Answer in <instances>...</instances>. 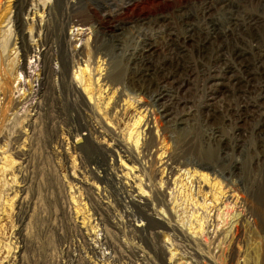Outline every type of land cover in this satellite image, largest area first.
<instances>
[{
    "label": "rangeland",
    "instance_id": "obj_1",
    "mask_svg": "<svg viewBox=\"0 0 264 264\" xmlns=\"http://www.w3.org/2000/svg\"><path fill=\"white\" fill-rule=\"evenodd\" d=\"M121 1L18 0V4L25 8L36 3L40 8L45 3L51 5L50 22L55 28L54 37L57 42L61 41L63 50L67 52V67L62 70L58 46L54 45L50 61L52 73L47 80L44 96L40 93L43 47L37 45V36H33L34 30L30 29V23L37 24L40 19L32 20L26 11L21 14L28 20L24 26L25 40L34 46L33 51L24 57L18 47L17 35L13 37L15 26L12 22L0 24V77L2 76L1 82H4L3 88H8L6 92H0V108L7 99H13L17 105L13 110H7L5 113L8 117L4 116L0 122V243H7L11 238L10 234L17 229L15 218L18 215L22 218V237L18 240L19 247L13 249H21L16 264H108L111 261L110 249L101 241L105 226L120 247L117 264H159L147 245H154L159 256L158 247L162 245L166 264H227L231 254L234 256L232 264H264V231L250 219H246L241 226V237L236 240L237 218L240 216L238 205L231 201L230 204L220 203L213 207V202L209 199L213 190L210 191L202 183L200 192L195 184L201 179L197 175L188 178L189 173L185 167L178 171L177 185L170 183L167 186L163 182L161 185L160 179L166 174L161 170L163 161H154L153 173L150 161L140 152L144 137H140L137 147L132 145L137 169L134 168V173H129L123 180L128 184L134 183L137 187L140 183L145 186H141V190L150 199L152 220L136 211L122 183L111 182V177L117 179L121 174L116 173L114 168L121 164L130 168L132 160L130 162L125 157L120 158L112 150V142L108 136L106 139L98 137L100 141L97 147L95 143L82 138L77 148H72L76 137L70 133L69 122L73 117L78 118L75 115L79 106L87 109L85 105H90L93 108L92 112L86 110L85 114L91 115L100 129L104 130V127L101 128L104 124L115 131L117 136L124 137V140L130 133L131 119L136 115L133 106L128 107L123 114L106 106V97H102L100 106L99 103L96 104V97H92L97 94L98 84L102 83L95 81L99 72L103 76L115 73L121 77L118 83L107 85L102 96L117 89L124 93L118 97L120 103L128 95L140 110L146 108L151 115L149 118L156 119L155 124L150 125L157 147L166 150L172 147L169 133L173 130H167L163 139L162 121L159 116H155L153 107H145L146 95L125 90L123 86L126 84L125 78L137 66L135 51L140 48L143 33H156L153 22L146 24L139 19L143 16L151 19L155 15H166L171 25L173 22L178 28L179 22L173 11L181 7L193 10L195 0H149L148 3L134 7L131 13L109 15L110 9L121 7ZM15 2L16 0H0V18L13 14ZM108 4L111 7L108 8ZM153 20L154 18L151 19ZM4 30L6 32L3 33ZM84 67L86 72L81 75L80 69ZM198 94L196 98H199L200 93ZM106 107L109 108L108 112L110 110L111 120L105 115ZM33 113L37 114L33 126L25 127L27 118ZM250 121L251 117L244 120L243 127L250 125ZM86 132L82 130L80 133ZM222 136L228 137L230 145L225 149L228 155L225 174L229 176V182H235L242 172L244 187L248 190L251 186L249 176L254 181L253 191L258 190L256 194L264 196V147L254 139L247 144L241 143L240 147L231 146L230 136L233 135L228 127L224 129ZM17 138L20 140L16 142ZM127 140L126 145L130 146L131 139ZM18 142H21L20 145ZM14 145L22 147L19 153H14ZM258 160L260 170H257ZM239 165H242L240 169L237 167ZM91 171L95 176H91ZM208 172L216 181L222 180L212 170ZM11 175L13 184L8 180ZM99 175L103 179H99ZM133 175L140 182H135ZM79 179L89 185H84ZM147 184H154L163 192L164 203L160 204L152 199ZM14 189L21 191L13 192ZM192 195L194 200H189L188 197L191 199ZM204 199L206 206L203 208L201 203ZM17 209L20 210L18 213ZM165 221L176 226L175 230L164 226ZM128 222L134 229L138 225L139 231L132 230ZM159 222L162 225H158ZM175 242L183 247L176 250ZM88 246L97 248L96 256L91 255ZM127 248H133L136 255ZM2 253L6 254L4 247L0 256Z\"/></svg>",
    "mask_w": 264,
    "mask_h": 264
},
{
    "label": "bare ground",
    "instance_id": "obj_2",
    "mask_svg": "<svg viewBox=\"0 0 264 264\" xmlns=\"http://www.w3.org/2000/svg\"><path fill=\"white\" fill-rule=\"evenodd\" d=\"M122 1L123 3L119 9H110L108 14L131 13L134 7L148 3L149 0ZM193 5V10L189 8L187 10L183 7L174 9V15L179 22L178 28L175 26L176 24L173 25V22L171 25L166 15H155V17H152L154 18L153 21L148 16H143L141 20L139 19L143 23H154L153 27L156 33H143L140 48L135 51L136 59H134L137 60V66L133 65L134 70L126 78L124 77L126 84L123 87L125 90H130L139 95L141 93L146 95L145 107L148 105L153 107L155 116H159L162 121L163 139L167 130L172 128L173 131L169 133V139L172 141L171 149L166 150L157 147V140L152 133V126L150 125L152 123L154 125L156 119L152 120V117L149 118L151 115L148 114L146 108L140 110V107L135 106V102L131 101L128 95L120 103L118 97L124 93L118 92L117 89L110 90L111 94L107 93L106 96H102V92H105L107 85L118 83L121 81V77L115 73V75L106 73L103 76L100 72L97 74L99 70L96 72L97 78L95 81H98L96 83L102 81V83L98 84V95L92 96L93 98L96 97V104L100 102L102 97H106V106L109 105L110 109H117L116 111L119 110L123 114L128 107L133 106L135 108L136 115L133 118L131 117V130L128 129L130 133H126L128 135L127 138L131 139V144L127 146L126 142L129 141L127 138L126 141L124 137L117 136L115 131L104 126V124L102 125V122H100L101 128L104 127V130L96 126L91 115L85 114L86 110L92 112L93 108L90 105H85L87 109L79 106L75 115L78 118L73 117L69 122L70 133L76 137L72 143V148H77V144L82 138L95 143L97 147L100 141L98 137L106 139L108 136L112 142V150L120 158L125 157L130 162L132 160L130 168L122 164L114 168L116 173L119 172L121 174L117 179L111 177V182L122 183V187L126 189L127 196L136 211L145 215L148 220H152L150 218V199L141 190L145 186L140 183L137 187L134 183L128 184V182L123 180V178L126 179L128 177L129 173H134L132 172L134 168L137 169L135 166L137 160L132 145L137 147L140 137H144L140 145V152L150 161L153 167L151 171L155 172L153 163L156 159L163 161L161 170L163 173L166 172V174L160 179L161 185L162 182L167 186L170 183L177 185L178 171L185 167L189 173L188 178L197 175L201 179L195 184L200 192H202V183L208 189L210 188V191L213 190L211 197H209L213 202V207H217L220 203L227 205L231 201L234 202V205H238L240 216L237 218L235 239L239 240L241 237V226L246 219H250L264 231V196L259 197L256 194L259 191H253L254 181L249 176L248 179L251 186L248 190L246 186L244 187L242 172L241 176L235 179V182H229V176L225 174V161L228 157L225 149L230 145L227 142L228 137L224 138L222 132L227 127L232 131L233 136H230L231 146L240 147L241 143L247 144L251 139H254L257 144L264 147V0H195ZM106 6L104 5L103 7ZM13 7V14L0 18V24L6 22L7 25L12 22L15 26L13 37L16 34L19 39L18 47L21 50L22 57L30 54L34 46L25 40L24 26L28 23V20L24 19L21 14L26 11V14L32 20L34 18L40 19L37 24L30 23V29L34 30L32 32L33 36H37V45L43 47L40 93L44 96L47 80L52 73L50 61L53 57L52 49L54 45L58 46L62 70L67 67V52L63 50L61 41L57 42L55 39V28L50 22L51 5L45 3L40 8V5L36 3L25 8L19 5L18 0H16ZM109 7H111V4H108ZM13 45H15V42H13ZM93 47L95 48V42H93ZM85 72V67L82 70L80 69L81 75ZM1 80L2 76L0 77V92L4 93L8 88H3L4 82H1ZM198 93H200V96L196 98L199 95ZM98 106H100V103ZM16 107L17 105H15L13 99H7L0 108V122L7 115L5 113L7 110H13ZM109 108L106 107L104 112L107 119L111 120L110 110L109 112L107 110ZM36 115V113H33L31 117L27 118L25 127L30 128L33 126ZM92 116L94 117V115ZM250 117V125L247 126L246 124V128H244V120H249ZM82 130L87 131L82 133L84 136L80 133ZM19 140L17 138L15 141ZM20 148L18 145H14V153H19ZM112 150L109 151L112 152ZM241 151L244 150L241 149ZM181 154L182 156H180ZM93 159L97 158L93 157ZM258 163L259 167L257 170H260L259 160L257 161ZM241 166L237 167L240 169ZM208 170H212L214 175L217 173L221 177L220 180H222L216 181L215 177L211 178ZM104 171L106 172V169ZM89 173L91 176H95L94 172L91 171ZM106 173L110 175L109 172ZM12 176L8 180L11 181ZM133 176L135 177V182H140L138 177ZM99 179H103V177L99 175ZM179 182L181 183L182 180ZM81 183L86 186L89 185L86 181H81ZM191 183H193V180H191ZM147 188L151 191V197L154 201L160 204L164 203L163 192L158 187L154 184L151 186L147 184ZM87 189L88 191L90 190V188ZM15 191L18 193L21 190L14 189L13 192ZM205 194L207 195V193ZM188 199L194 200L193 195L191 199L189 197ZM205 202L206 200L204 199L203 203H201L203 208L206 206ZM19 211L17 209L16 213ZM15 219L17 229L10 234L11 238L7 243H0V251L4 247V252L6 253L1 254L0 264H16V259L20 256L21 249L16 251H13V249L19 247L17 245L18 240H21L22 237V218L17 215ZM164 223V226L170 230H175L174 227L176 226L166 221ZM128 225L132 230L139 231L138 225L135 226V229L130 222H128ZM158 225H162V222H159ZM12 239H14V242ZM174 239L176 240V237ZM101 241L103 245L110 249L109 257H111V261L108 264H117L116 258L120 247L113 240L106 226ZM160 246L158 247L160 256L156 253L154 245L153 247L147 245V248L149 252L154 253L159 264H166L163 257L165 249L162 245ZM88 247L91 255L96 256L97 248L94 246ZM182 247L181 244L175 242L176 250ZM127 249L133 255H136L133 248ZM233 261L234 256L231 254L227 264H232Z\"/></svg>",
    "mask_w": 264,
    "mask_h": 264
}]
</instances>
